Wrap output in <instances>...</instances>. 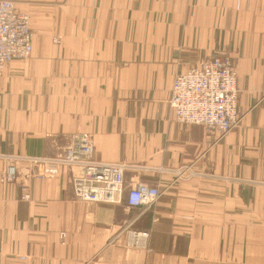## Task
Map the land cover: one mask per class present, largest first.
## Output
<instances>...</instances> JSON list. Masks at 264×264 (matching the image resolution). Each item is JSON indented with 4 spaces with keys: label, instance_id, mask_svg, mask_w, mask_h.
Wrapping results in <instances>:
<instances>
[{
    "label": "crops",
    "instance_id": "crops-1",
    "mask_svg": "<svg viewBox=\"0 0 264 264\" xmlns=\"http://www.w3.org/2000/svg\"><path fill=\"white\" fill-rule=\"evenodd\" d=\"M33 52L0 72V153L55 156L85 132L94 158L137 163L121 202L85 201L67 173L0 157V264H264V0H14ZM230 56L240 120L224 136L175 118V76ZM158 186L152 209L126 203ZM151 232L127 245L126 223Z\"/></svg>",
    "mask_w": 264,
    "mask_h": 264
},
{
    "label": "built area",
    "instance_id": "built-area-1",
    "mask_svg": "<svg viewBox=\"0 0 264 264\" xmlns=\"http://www.w3.org/2000/svg\"><path fill=\"white\" fill-rule=\"evenodd\" d=\"M33 52V30L28 12L20 10L14 0H0V72L14 59H27ZM237 73L230 56L212 57L192 64L173 81L169 103L175 118L184 124L202 125L208 132L224 136L240 120ZM9 179L16 178L19 166L31 164V173L39 178L67 173L73 194L85 201L121 202L125 192L124 175L130 168H145L128 162H103L94 158V144L85 132L71 135L55 156L3 154ZM158 186L138 182L126 193L128 207L142 211L152 209L161 197ZM126 223L127 245L150 251L151 232Z\"/></svg>",
    "mask_w": 264,
    "mask_h": 264
},
{
    "label": "rangeland",
    "instance_id": "rangeland-1",
    "mask_svg": "<svg viewBox=\"0 0 264 264\" xmlns=\"http://www.w3.org/2000/svg\"><path fill=\"white\" fill-rule=\"evenodd\" d=\"M33 38H34V33H33ZM2 72V71H1ZM132 164H135V165H139V164H137V163H132ZM137 169H142V168H140V167H138ZM151 238V237H150ZM150 242V241H149ZM149 246H150V243H149ZM151 249V248H150Z\"/></svg>",
    "mask_w": 264,
    "mask_h": 264
},
{
    "label": "bare ground",
    "instance_id": "bare-ground-1",
    "mask_svg": "<svg viewBox=\"0 0 264 264\" xmlns=\"http://www.w3.org/2000/svg\"><path fill=\"white\" fill-rule=\"evenodd\" d=\"M30 15V14H29ZM31 17V16H30ZM32 27V26H31Z\"/></svg>",
    "mask_w": 264,
    "mask_h": 264
}]
</instances>
